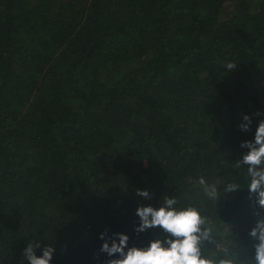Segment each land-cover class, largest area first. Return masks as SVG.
I'll list each match as a JSON object with an SVG mask.
<instances>
[{
	"label": "trees",
	"instance_id": "trees-1",
	"mask_svg": "<svg viewBox=\"0 0 264 264\" xmlns=\"http://www.w3.org/2000/svg\"><path fill=\"white\" fill-rule=\"evenodd\" d=\"M261 119L264 0H0V264L34 241L103 264L105 230L166 240L136 209L170 197L201 210L205 258L255 264L239 161Z\"/></svg>",
	"mask_w": 264,
	"mask_h": 264
},
{
	"label": "clouds",
	"instance_id": "clouds-1",
	"mask_svg": "<svg viewBox=\"0 0 264 264\" xmlns=\"http://www.w3.org/2000/svg\"><path fill=\"white\" fill-rule=\"evenodd\" d=\"M225 68L235 70L237 65L227 62ZM255 115H261L257 112ZM243 123L239 125L242 131H250L252 118L243 115ZM240 147L248 149L242 155L239 164L247 166L251 180L247 191L249 199L254 198L255 215L258 217L249 229L248 236L255 241V264H264V119L259 120L253 140L242 141ZM201 185L206 184L204 178L199 179ZM240 190L236 183L224 185V193H233ZM217 189L212 188L209 195L215 198ZM137 195L151 199L149 190H138ZM175 198H166L163 206L156 208L151 205L139 206L136 215L140 218L137 232L147 229L160 228L168 234L166 240L154 239L146 247H129L130 237L123 233L108 235V231L100 234L104 241L99 252L107 254L108 259L103 264H216L215 261L205 258L201 252V241L207 238L208 232L202 230L205 217L195 206L176 208ZM41 248L38 241L29 242L23 251V257L29 264H52L56 248L52 245L42 248V255L36 254ZM219 264H238L235 260H221Z\"/></svg>",
	"mask_w": 264,
	"mask_h": 264
}]
</instances>
